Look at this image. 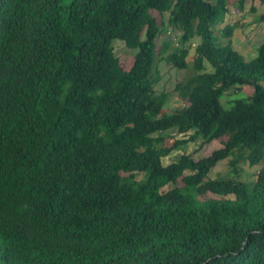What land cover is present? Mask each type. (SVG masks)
<instances>
[{
    "label": "trees",
    "instance_id": "trees-1",
    "mask_svg": "<svg viewBox=\"0 0 264 264\" xmlns=\"http://www.w3.org/2000/svg\"><path fill=\"white\" fill-rule=\"evenodd\" d=\"M227 3L0 0V264H264V40L238 51ZM166 52L186 72L173 112L156 89ZM198 140L222 147L164 163ZM224 160L261 165L256 180L211 179Z\"/></svg>",
    "mask_w": 264,
    "mask_h": 264
},
{
    "label": "rangeland",
    "instance_id": "rangeland-1",
    "mask_svg": "<svg viewBox=\"0 0 264 264\" xmlns=\"http://www.w3.org/2000/svg\"><path fill=\"white\" fill-rule=\"evenodd\" d=\"M215 2V5L218 8H221V0H212ZM228 11L227 13H222L223 20L221 28H224L226 25L234 26L232 39L235 45V48L240 51L247 59H253L257 56L258 47L261 42L264 40V21L260 20L262 14H264V5L259 1L248 2L243 11H238L235 8V0H228L226 5ZM236 26V27H235ZM179 31H169L158 41V46H162V43L165 40H171L175 42V38L178 37ZM126 39L119 40L114 42L115 54L119 57L122 66L128 70L133 62L135 50H130L128 48ZM227 41V40H226ZM225 41V42H226ZM173 43V42H172ZM166 53L159 54L157 67L160 74V81L156 85L158 92L168 91L172 93L169 102L167 103L165 109L167 112H173L175 110L181 109L184 103L173 94V89L176 83L181 80L186 74L185 71L177 70L173 68L169 63L165 61ZM193 50H191V55ZM189 65H192V58H188ZM253 89L250 86H242L239 89H232L225 94L223 98V105L228 108L229 104L234 99L245 98L253 93ZM188 135H181L176 133H170L169 137L165 141V145L171 146L175 139H183ZM201 140L197 142H189L186 145L179 146L172 154L165 158L163 161L165 164H169L176 157L181 154L191 155L195 160L209 156L214 150L222 147V143L219 140L212 141L208 144L201 146ZM261 165H256L250 167L245 164H241L240 173L236 174L233 172L232 167L229 164L228 160L220 161L215 168L210 173V178H236L246 182H254L257 177V173ZM177 186L182 187L183 182L180 180ZM175 186L172 184L167 185L165 190H170ZM215 197L214 195H209Z\"/></svg>",
    "mask_w": 264,
    "mask_h": 264
}]
</instances>
